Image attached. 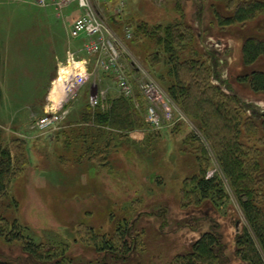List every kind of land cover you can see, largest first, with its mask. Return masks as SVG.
Instances as JSON below:
<instances>
[{
  "label": "rangeland",
  "instance_id": "rangeland-1",
  "mask_svg": "<svg viewBox=\"0 0 264 264\" xmlns=\"http://www.w3.org/2000/svg\"><path fill=\"white\" fill-rule=\"evenodd\" d=\"M114 10L101 9L120 33L127 26L136 32L139 25L155 29L183 22L191 27L193 42L180 49V54L190 59L193 47L197 59L219 73V78L211 77V84L239 98L242 125L250 120L254 124L250 131L243 129V139L249 147L264 152V93H255L248 83L237 80L249 71L241 62L242 43L249 36L264 37V12L246 24L221 28L214 17V11L228 12L221 0H132L126 8L116 9L119 13ZM76 16L78 13H69L57 18L54 9L38 8L30 0H0V143L2 148H10L13 156L23 153L29 159L33 153L36 157L31 159L34 165L29 160L12 181L2 203L4 210L18 221L24 237L54 249L68 245V256H77L81 264H174V259L189 251L206 232L219 237L218 251L224 264H244L238 256L237 237L251 229L242 199L210 139L176 102L204 136L206 145L180 121L162 129L160 136L151 135L156 130L147 125L130 132L114 130L122 137L110 138L111 147L98 162L80 158L68 132L76 137L78 132L96 134L100 129L94 120L86 122L98 106L90 104V94L96 95L97 87L90 89L89 84L68 103L71 112L64 130L45 134L34 129L33 121L42 114L60 63L65 61L68 26ZM71 43L80 46L77 41ZM129 44L156 79L161 76L170 81L165 55L160 63L154 62L160 48L142 30ZM151 61L156 75L149 68ZM252 68L264 72V59ZM101 81L99 88L108 87L110 92L98 99L100 103L117 99L113 80L103 77ZM137 101L140 108H136L141 110L142 102L146 109V99L138 92ZM98 139L106 146L109 137ZM102 162L109 163L103 167ZM204 166L206 178L219 183L224 199L200 200L191 178ZM257 191L256 201L264 207V187ZM87 233L105 235L117 247L127 244L133 251L124 260L112 258L106 251L95 254ZM0 264L38 263L28 257L20 241L7 242L0 236Z\"/></svg>",
  "mask_w": 264,
  "mask_h": 264
},
{
  "label": "trees",
  "instance_id": "trees-1",
  "mask_svg": "<svg viewBox=\"0 0 264 264\" xmlns=\"http://www.w3.org/2000/svg\"><path fill=\"white\" fill-rule=\"evenodd\" d=\"M221 1L226 3L228 11L224 15L219 11H214V17L221 28L246 24L264 12V1L262 0ZM140 30L160 48V52L155 53L157 57L154 58V62L160 63L163 55L167 60L170 81L165 82L161 76H157V79L171 98L210 139L226 176L242 199V208L251 230L243 231L237 237L238 256L244 264H264V207L256 201L257 188L264 187V175H262L264 152L259 147H249L243 139L242 132L243 129L250 131L254 127L253 122L244 121L242 125L239 98L235 95H228L211 84V77L219 78V73L211 69L206 61L197 59L199 54L193 47L189 49L190 59L183 58L180 54V49L193 42L194 35L191 33V27L183 22H175L155 29L139 25L134 34ZM209 54L213 57V63L216 66L217 61L214 55L211 52ZM261 59H264V37H247L241 47V62L249 71L237 80L241 84L248 83L255 93H264V72L252 68ZM146 64L148 65L147 62ZM151 65L148 66L156 75L153 62ZM135 106L131 99L125 98L108 99L100 103L94 109V114L89 113L86 117V122L94 120L100 128L96 134L78 132L76 137H73L74 135H70L72 132H68V137L77 148L76 155L80 154V158L88 157L98 162L99 156H104L111 147L110 138L114 137L113 140H116L122 137L117 133L114 134V130L130 132L142 125L146 126L142 112V109H145L144 104L141 102V110ZM262 117L264 136V115ZM177 128L178 125L172 131ZM104 129L111 131H103ZM161 134V131H151V135L160 136ZM105 136L109 137V140L106 146H103L97 142V139ZM262 141L264 144V137ZM12 154L9 147L2 148L0 143V223L4 226L2 227L4 230L0 227V236H3L7 242H14L16 239L20 241L24 252L38 264H60V262L81 264L77 256H68V245L54 249L36 244L24 237L20 233L18 221L10 216L11 213L8 214L4 210L7 208L2 203L9 196L12 181L23 171L30 160L23 153H17L15 156ZM107 163L109 162H102V166L106 167ZM205 171L204 166L198 174L191 178V184L194 190H197L200 200L204 198V200L216 201L217 197L224 199V191L219 183L214 179L206 178ZM87 236L91 246L90 250L95 254L106 251L108 256L124 260L133 251L132 247L127 244L117 247L116 242L105 235L87 233ZM219 248H221L219 237L213 232H206L192 243L189 251L178 255L174 259V264H224L220 260ZM95 264L104 263L96 261Z\"/></svg>",
  "mask_w": 264,
  "mask_h": 264
},
{
  "label": "built area",
  "instance_id": "built-area-1",
  "mask_svg": "<svg viewBox=\"0 0 264 264\" xmlns=\"http://www.w3.org/2000/svg\"><path fill=\"white\" fill-rule=\"evenodd\" d=\"M22 1V0H14ZM42 9H54L58 18L78 13L68 26L69 48L64 62L60 63L53 89L44 106L41 116L33 122L35 130L41 133L55 132L61 129L69 117L74 99L80 89L90 85L97 87L96 95L90 94V104L97 106L98 99L110 92L109 88L100 89L102 78L113 80L117 97L133 99L137 107V92L146 99L145 121L153 130H162L180 121L186 122L205 143L193 123L175 104L167 91L147 68L137 59L127 45L133 38V29L124 27L119 34L108 22L102 8L124 9L132 0H30ZM72 41L80 43L71 46ZM55 99H59L57 102ZM67 105V106H66ZM179 116H177V115ZM206 145V143H205ZM207 148V147H206ZM208 150V148H207ZM210 154V153H209ZM211 156V154H210Z\"/></svg>",
  "mask_w": 264,
  "mask_h": 264
},
{
  "label": "crops",
  "instance_id": "crops-1",
  "mask_svg": "<svg viewBox=\"0 0 264 264\" xmlns=\"http://www.w3.org/2000/svg\"><path fill=\"white\" fill-rule=\"evenodd\" d=\"M33 155H34V154L32 153V155L30 154V156H29L30 163H31V159H34V158H36V157H34ZM33 161H34V160H33ZM32 165H34V164H32V163H31V166H32Z\"/></svg>",
  "mask_w": 264,
  "mask_h": 264
},
{
  "label": "bare ground",
  "instance_id": "bare-ground-1",
  "mask_svg": "<svg viewBox=\"0 0 264 264\" xmlns=\"http://www.w3.org/2000/svg\"><path fill=\"white\" fill-rule=\"evenodd\" d=\"M56 90H57V89H54V95H55V93H56ZM96 92H97V91H96Z\"/></svg>",
  "mask_w": 264,
  "mask_h": 264
}]
</instances>
